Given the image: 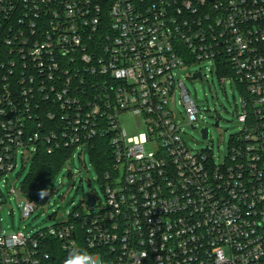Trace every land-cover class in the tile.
I'll use <instances>...</instances> for the list:
<instances>
[{
    "label": "built area",
    "instance_id": "built-area-1",
    "mask_svg": "<svg viewBox=\"0 0 264 264\" xmlns=\"http://www.w3.org/2000/svg\"><path fill=\"white\" fill-rule=\"evenodd\" d=\"M200 61L242 93L219 163L184 138L199 110L178 70ZM98 137L111 157L97 212L3 228L11 199L23 218L39 207L12 178L19 156L71 149L67 164ZM73 248L94 264H264V0H0V264H63Z\"/></svg>",
    "mask_w": 264,
    "mask_h": 264
},
{
    "label": "rangeland",
    "instance_id": "rangeland-1",
    "mask_svg": "<svg viewBox=\"0 0 264 264\" xmlns=\"http://www.w3.org/2000/svg\"><path fill=\"white\" fill-rule=\"evenodd\" d=\"M199 70L203 73L202 79L190 77V73ZM178 75L184 79L199 110L196 127L183 126L184 138L189 149L199 152L210 145L215 161L223 162L229 152L231 137L242 127L237 118V112L242 109L240 87L232 77H227L223 81L222 77L216 73L215 64L209 61H200L181 68L178 70ZM173 106L177 120L185 123L184 108L179 104L178 93ZM121 124L130 134L138 133L145 128L141 115L122 117ZM203 127L210 128V139L203 138L201 132ZM89 150V147H86L84 152L82 148L76 149L71 156V161L62 167L53 181L24 193L26 196H33L39 204V207L29 217L23 218L22 216L24 202L11 199L1 211L3 228L8 231L13 228L21 229L30 234L63 222L76 208L87 212H97L98 208L90 209L86 206L87 199L92 193L99 197L102 204L105 203L102 181L93 165ZM32 159L28 160L23 168L24 163L19 156L18 168L12 175L13 180H16L17 188L21 186L30 172ZM87 178L93 179L92 187L88 185ZM45 188L50 189L49 202H47L48 197L41 200L38 196L40 190ZM49 215H55V219H49Z\"/></svg>",
    "mask_w": 264,
    "mask_h": 264
},
{
    "label": "trees",
    "instance_id": "trees-1",
    "mask_svg": "<svg viewBox=\"0 0 264 264\" xmlns=\"http://www.w3.org/2000/svg\"><path fill=\"white\" fill-rule=\"evenodd\" d=\"M72 150H59L52 155L40 151L31 162L30 172L22 183L24 193L30 192L39 185L53 181L65 164ZM93 165L102 174L110 165L111 146L107 137H98L95 146L90 148ZM34 198L33 196H29Z\"/></svg>",
    "mask_w": 264,
    "mask_h": 264
},
{
    "label": "clouds",
    "instance_id": "clouds-1",
    "mask_svg": "<svg viewBox=\"0 0 264 264\" xmlns=\"http://www.w3.org/2000/svg\"><path fill=\"white\" fill-rule=\"evenodd\" d=\"M50 195V189H41L38 196L44 200ZM63 264H94V258L85 249L73 248L69 251L67 257L64 259Z\"/></svg>",
    "mask_w": 264,
    "mask_h": 264
},
{
    "label": "water",
    "instance_id": "water-1",
    "mask_svg": "<svg viewBox=\"0 0 264 264\" xmlns=\"http://www.w3.org/2000/svg\"><path fill=\"white\" fill-rule=\"evenodd\" d=\"M193 75H194V77H198V78L202 77L201 72H196ZM218 124L219 123L217 122L216 125H218ZM202 133H203V138L204 139H208L209 138V134H210V129L208 127H206V128L203 129ZM90 184H91V182L88 183L89 186H90ZM88 201L91 204L95 205V199L94 198H90V199H88Z\"/></svg>",
    "mask_w": 264,
    "mask_h": 264
}]
</instances>
